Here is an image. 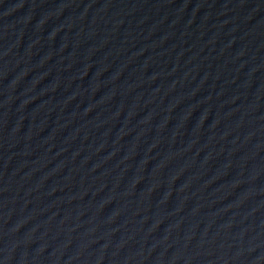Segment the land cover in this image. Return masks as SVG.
Returning <instances> with one entry per match:
<instances>
[{
    "label": "water",
    "instance_id": "1",
    "mask_svg": "<svg viewBox=\"0 0 264 264\" xmlns=\"http://www.w3.org/2000/svg\"><path fill=\"white\" fill-rule=\"evenodd\" d=\"M0 264H264V0H0Z\"/></svg>",
    "mask_w": 264,
    "mask_h": 264
}]
</instances>
